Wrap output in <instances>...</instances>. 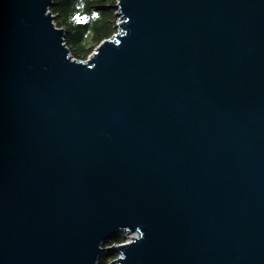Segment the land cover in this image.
Instances as JSON below:
<instances>
[{
    "label": "water",
    "instance_id": "obj_1",
    "mask_svg": "<svg viewBox=\"0 0 264 264\" xmlns=\"http://www.w3.org/2000/svg\"><path fill=\"white\" fill-rule=\"evenodd\" d=\"M50 4L0 0V264H264V0H118L84 63Z\"/></svg>",
    "mask_w": 264,
    "mask_h": 264
},
{
    "label": "trees",
    "instance_id": "obj_2",
    "mask_svg": "<svg viewBox=\"0 0 264 264\" xmlns=\"http://www.w3.org/2000/svg\"><path fill=\"white\" fill-rule=\"evenodd\" d=\"M115 0H51L49 12L58 29L64 30L63 40L70 56L78 61L86 57L105 39L116 32ZM123 239L109 244L122 243ZM98 264H108L104 256Z\"/></svg>",
    "mask_w": 264,
    "mask_h": 264
},
{
    "label": "rangeland",
    "instance_id": "obj_3",
    "mask_svg": "<svg viewBox=\"0 0 264 264\" xmlns=\"http://www.w3.org/2000/svg\"><path fill=\"white\" fill-rule=\"evenodd\" d=\"M117 2H118V0H115V8H116V6L118 5L117 4ZM115 15H117V9H115ZM123 20H120V16L119 15H117V20H116V23H115V26H116V24H118L119 22H122ZM53 23V22H52ZM53 25H54V23H53ZM54 27H55V29H58V28H56V26L54 25ZM61 29V28H60ZM59 29V30H60ZM62 31H63V35H64V30L63 29H61ZM117 33H120V29L116 26V32L110 37V39H112L113 38V36L114 35H116ZM109 39V38H108ZM62 40H63V36H62ZM105 40H107V39H105ZM103 42H105V41H103ZM103 42H101L99 45H101ZM62 44L65 46V43H64V40H63V42H62ZM99 45H97V46H95L94 47V50L86 57V59H84V61H78V60H76L74 57L72 58L71 56H70V53H69V50H68V54H69V57H70V61H77V62H82V63H84V62H88V60L91 58V56L94 54V52H95V48H97ZM65 48H66V46H65ZM66 50H67V48H66ZM132 237H136V235L134 234V233H132V234H128L126 231L125 232H119V233H117V235H115L110 241H112V240H117V239H119V238H121V239H123L122 241H125V240H127V239H131ZM110 241H108L107 243H104V244H109V242ZM105 249V247H104V245H103V247H102V249ZM111 248H113V247H111ZM103 253H105L104 254V256L106 257V260H108V259H111V261H109V263L108 264H113L114 262H115V260H116V258H118V255L115 253V254H113L112 252H107V251H105V252H103ZM103 255V254H102ZM102 255H100V257L98 258V259H96L97 261H96V264H98V262H99V259H101V258H104Z\"/></svg>",
    "mask_w": 264,
    "mask_h": 264
},
{
    "label": "bare ground",
    "instance_id": "obj_4",
    "mask_svg": "<svg viewBox=\"0 0 264 264\" xmlns=\"http://www.w3.org/2000/svg\"><path fill=\"white\" fill-rule=\"evenodd\" d=\"M48 13H49V10H48Z\"/></svg>",
    "mask_w": 264,
    "mask_h": 264
}]
</instances>
